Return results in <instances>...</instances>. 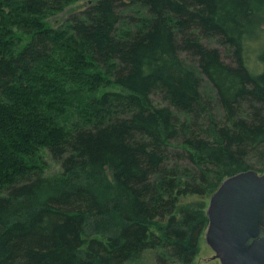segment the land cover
<instances>
[{"label":"trees","instance_id":"1","mask_svg":"<svg viewBox=\"0 0 264 264\" xmlns=\"http://www.w3.org/2000/svg\"><path fill=\"white\" fill-rule=\"evenodd\" d=\"M263 35L264 0H0V264H193L264 172Z\"/></svg>","mask_w":264,"mask_h":264},{"label":"water","instance_id":"2","mask_svg":"<svg viewBox=\"0 0 264 264\" xmlns=\"http://www.w3.org/2000/svg\"><path fill=\"white\" fill-rule=\"evenodd\" d=\"M206 240L222 264H264V172L226 178L207 207Z\"/></svg>","mask_w":264,"mask_h":264},{"label":"rangeland","instance_id":"3","mask_svg":"<svg viewBox=\"0 0 264 264\" xmlns=\"http://www.w3.org/2000/svg\"><path fill=\"white\" fill-rule=\"evenodd\" d=\"M87 5V2L80 1L77 2L70 7L68 10L59 14L58 17L60 20L67 17L70 13L78 12L83 9ZM219 46L220 49L224 47L219 44H212ZM248 46V65L251 70H260L261 63L258 60V54L260 50L264 49V35L258 40H251L247 44ZM46 162L48 164L47 174H56L60 171V165L56 161L52 159L49 153L46 152L45 156ZM195 198V197H194ZM194 198H188V200H192ZM208 198V204H209ZM186 200H184L185 202ZM127 264H157V255L155 250H146L139 258L128 262ZM177 264V263H174ZM193 264H222L220 259L215 256V251L210 247L206 240L205 231L202 233L199 239V252L194 259Z\"/></svg>","mask_w":264,"mask_h":264}]
</instances>
